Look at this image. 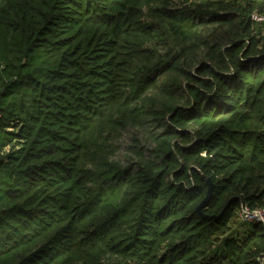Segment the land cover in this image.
I'll list each match as a JSON object with an SVG mask.
<instances>
[{
  "label": "trees",
  "instance_id": "1",
  "mask_svg": "<svg viewBox=\"0 0 264 264\" xmlns=\"http://www.w3.org/2000/svg\"><path fill=\"white\" fill-rule=\"evenodd\" d=\"M256 12L0 0V264H259L264 224L240 217L264 209Z\"/></svg>",
  "mask_w": 264,
  "mask_h": 264
},
{
  "label": "rangeland",
  "instance_id": "2",
  "mask_svg": "<svg viewBox=\"0 0 264 264\" xmlns=\"http://www.w3.org/2000/svg\"><path fill=\"white\" fill-rule=\"evenodd\" d=\"M141 134V130L135 128L126 129V131H124L123 133V136L117 140V142L119 143V150L117 151V156H115V158L121 159V161L127 160L128 156L131 155V152H129V147L134 144L133 139L141 137ZM245 226L243 225V222L238 219L237 224L233 228L243 230ZM250 228H252V225L248 224L247 230Z\"/></svg>",
  "mask_w": 264,
  "mask_h": 264
},
{
  "label": "built area",
  "instance_id": "3",
  "mask_svg": "<svg viewBox=\"0 0 264 264\" xmlns=\"http://www.w3.org/2000/svg\"><path fill=\"white\" fill-rule=\"evenodd\" d=\"M252 20L255 21L256 23L264 25V12L254 13L252 15ZM240 217L244 221L258 220L264 224V209H258V210L250 211L249 209L245 208L241 212ZM257 260H258L259 264H264V255L258 256Z\"/></svg>",
  "mask_w": 264,
  "mask_h": 264
},
{
  "label": "water",
  "instance_id": "4",
  "mask_svg": "<svg viewBox=\"0 0 264 264\" xmlns=\"http://www.w3.org/2000/svg\"><path fill=\"white\" fill-rule=\"evenodd\" d=\"M207 184H208V193H207V196L206 198L200 203V205L198 206L197 210L198 212L203 216V213H202V208L204 207V205L212 198L213 196V183L211 181L210 178H207L206 180ZM230 202V201H229ZM229 204V203H228ZM227 204V206H228ZM205 217V216H203Z\"/></svg>",
  "mask_w": 264,
  "mask_h": 264
}]
</instances>
